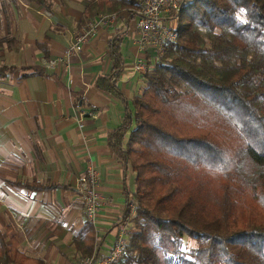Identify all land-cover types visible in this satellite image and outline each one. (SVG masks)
<instances>
[{"label":"trees","instance_id":"obj_1","mask_svg":"<svg viewBox=\"0 0 264 264\" xmlns=\"http://www.w3.org/2000/svg\"><path fill=\"white\" fill-rule=\"evenodd\" d=\"M84 1L79 27L142 2ZM176 33L112 140L134 174L121 264H264V0H184ZM110 49L116 58L118 43ZM99 85L122 98L105 77ZM185 237L196 247L184 250ZM72 244L90 257L95 228ZM0 264L46 263L0 230Z\"/></svg>","mask_w":264,"mask_h":264},{"label":"crops","instance_id":"obj_2","mask_svg":"<svg viewBox=\"0 0 264 264\" xmlns=\"http://www.w3.org/2000/svg\"><path fill=\"white\" fill-rule=\"evenodd\" d=\"M85 6L84 0H0V67L17 69L0 76V230L15 236L23 255L46 264L82 258L72 243L87 223L79 180L89 168L103 198L92 225L94 250L108 254L119 232L126 238L131 232L118 220L134 174L112 140L146 87L134 62L142 59L149 69L155 60L137 46L134 12L109 14L113 20L99 25L79 55L47 68L93 20L77 25ZM100 77L122 98L103 90Z\"/></svg>","mask_w":264,"mask_h":264},{"label":"built area","instance_id":"obj_3","mask_svg":"<svg viewBox=\"0 0 264 264\" xmlns=\"http://www.w3.org/2000/svg\"><path fill=\"white\" fill-rule=\"evenodd\" d=\"M184 0H142L140 9L135 12L136 43L140 52L149 54L155 62L164 53L167 44L177 39L176 21ZM114 16H97L83 28L76 32L73 44L67 48L62 57L45 62L47 68L64 64L71 57L79 55L83 45L93 38L99 25L113 20ZM134 72L144 74L148 66L142 59H137L133 66ZM123 150V148H121ZM79 192L85 211V220L94 225L98 212L103 205V198L99 192V177L94 168L79 180ZM134 202L129 200L130 212H134ZM126 245L125 234L121 231L108 254L102 255L94 250L92 255L82 258L78 264H119L123 259Z\"/></svg>","mask_w":264,"mask_h":264},{"label":"rangeland","instance_id":"obj_4","mask_svg":"<svg viewBox=\"0 0 264 264\" xmlns=\"http://www.w3.org/2000/svg\"><path fill=\"white\" fill-rule=\"evenodd\" d=\"M130 229H131V231H132V228H130ZM127 235H128V234H127ZM127 235H126V236H127ZM194 247H196V243H195L194 241L188 239L187 237H185V238H184V246H183L184 250H188L189 248H194ZM81 259H82V258H80V259L76 262V264H78L79 261H80ZM119 264H121V261L119 262Z\"/></svg>","mask_w":264,"mask_h":264}]
</instances>
